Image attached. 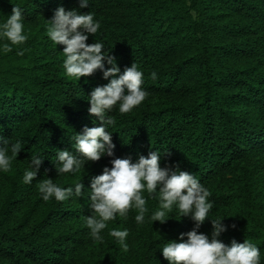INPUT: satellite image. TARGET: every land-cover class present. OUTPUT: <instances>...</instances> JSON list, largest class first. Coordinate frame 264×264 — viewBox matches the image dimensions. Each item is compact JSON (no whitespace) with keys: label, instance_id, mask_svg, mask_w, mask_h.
<instances>
[{"label":"trees","instance_id":"16d2710c","mask_svg":"<svg viewBox=\"0 0 264 264\" xmlns=\"http://www.w3.org/2000/svg\"><path fill=\"white\" fill-rule=\"evenodd\" d=\"M79 3L0 0V23L19 4L28 36L0 52V135L24 148L0 172V264H169L160 249L195 226L175 206L165 223H153L159 200L144 191V223L137 224L133 208L127 218L108 221L95 241L86 227L90 198L46 202L38 190L46 179L62 188L81 181L88 195L92 177L113 159L135 162L156 150L162 167L188 171L208 189L214 206L199 231L211 237L212 220L226 216L219 239L249 240L264 264V0H90L83 9ZM61 6L91 12L101 28L87 42H103L121 72L135 62L147 92L131 112L121 115L117 106L109 113L115 155L86 162L75 175L57 174L56 153L79 155L72 137L102 124L87 99L111 78L101 71L79 82L66 77L64 46L46 31ZM33 153L45 159L25 184ZM112 229L128 230L127 251Z\"/></svg>","mask_w":264,"mask_h":264},{"label":"clouds","instance_id":"9594fccd","mask_svg":"<svg viewBox=\"0 0 264 264\" xmlns=\"http://www.w3.org/2000/svg\"><path fill=\"white\" fill-rule=\"evenodd\" d=\"M89 4L90 0H80L79 7L83 9ZM47 21L48 38L54 45L64 46L63 68L67 78L79 82L82 77L91 76L97 71L103 73L105 80L111 78L107 84L95 87L87 99L90 103L89 114L102 124L85 126L72 137L75 142L73 147L79 155L66 149L56 153L57 174L75 175L86 162L99 161L105 155H115L116 145L109 129L116 121L109 113L118 106L121 115L127 114L146 99L147 92L142 87L144 74L135 62L121 72L115 56L103 50V42H87L89 36H96L101 28L100 22L94 19L91 12L66 10L61 6ZM27 40L23 10L19 4H14L12 14L0 23V42L7 41L0 43V52H11L12 46L23 45ZM105 62L111 67H106ZM150 75L153 80L157 79V73L152 72ZM22 149L23 145L19 141L10 144L8 139L0 135V172L10 170L12 160ZM31 155L29 167L23 175L25 184H31L37 178L45 159L42 155ZM160 161L161 153L157 150L150 151L148 156L140 155L135 162L131 158H115L111 161V167L104 168L103 174L92 177L88 195L81 181L75 183L74 187L62 188L52 179H46L39 183L38 190L46 202L52 198L57 202L73 197L90 198L92 214L86 219V227L95 241L103 239L101 233L107 228L108 221L115 220L117 216L127 218L133 208L138 212L135 221L143 224L148 211L143 192L147 191L150 197L159 200L158 210L150 217L153 223H165L169 219L165 218L166 215L174 206L181 218L188 216L195 222L191 231L180 234L179 241L168 240L160 249L169 264H261V250L256 244L247 239L243 243L233 239L229 245L219 239L227 231V226L222 223L226 216L212 220L211 237L199 231L206 218L211 217L214 206L209 200L208 189L194 174L179 167H162ZM109 234L124 251L128 250L127 229H112ZM185 236L187 239H184Z\"/></svg>","mask_w":264,"mask_h":264}]
</instances>
